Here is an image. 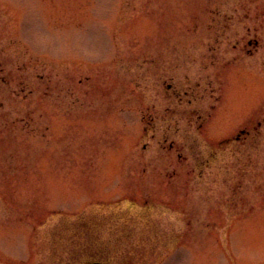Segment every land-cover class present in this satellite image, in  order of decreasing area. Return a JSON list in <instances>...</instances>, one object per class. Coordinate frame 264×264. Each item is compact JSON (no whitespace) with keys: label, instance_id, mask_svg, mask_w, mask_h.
<instances>
[{"label":"rangeland","instance_id":"rangeland-1","mask_svg":"<svg viewBox=\"0 0 264 264\" xmlns=\"http://www.w3.org/2000/svg\"><path fill=\"white\" fill-rule=\"evenodd\" d=\"M91 226L264 264V0H0V264L92 263Z\"/></svg>","mask_w":264,"mask_h":264},{"label":"trees","instance_id":"trees-1","mask_svg":"<svg viewBox=\"0 0 264 264\" xmlns=\"http://www.w3.org/2000/svg\"><path fill=\"white\" fill-rule=\"evenodd\" d=\"M92 226L90 228H88L87 230H84L82 232H78V230L76 231L77 234H89V236L85 237L84 239V243H82L80 241V238L78 237V240L76 241V243H74V245H72V249L73 250H76V249H80V250H87L89 249L90 247L92 248V250H96L95 248L98 249V251H96V260L95 261H99V262H102V263H105V264H114L112 262V259H111V256L112 258H116L117 257V254H116V251H117V241L116 239L113 241V242H109V244L106 246V249L105 251H103V248H102V244L100 242L99 243V240L97 238H94V234L92 232ZM113 239L116 238L115 236L112 237ZM92 254V253H91ZM90 254V255H91ZM95 252L93 253V257H95Z\"/></svg>","mask_w":264,"mask_h":264},{"label":"water","instance_id":"water-1","mask_svg":"<svg viewBox=\"0 0 264 264\" xmlns=\"http://www.w3.org/2000/svg\"><path fill=\"white\" fill-rule=\"evenodd\" d=\"M93 264H103V263H98V262H97V263H93Z\"/></svg>","mask_w":264,"mask_h":264}]
</instances>
